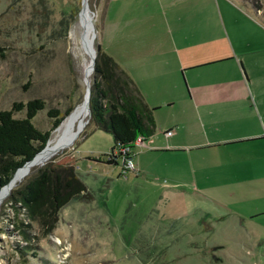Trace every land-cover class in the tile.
Listing matches in <instances>:
<instances>
[{
  "label": "rangeland",
  "instance_id": "obj_1",
  "mask_svg": "<svg viewBox=\"0 0 264 264\" xmlns=\"http://www.w3.org/2000/svg\"><path fill=\"white\" fill-rule=\"evenodd\" d=\"M180 1L117 0L106 12L107 0H87L92 26L87 46L81 0H0V109L41 98L45 105L33 118L36 127L47 129L63 117L37 155L59 138L70 113L90 98V47L95 56L97 46L111 55L145 100L159 89L160 54L171 64L177 61L173 39L188 35L192 40L177 43L193 48L199 46L197 37L225 35L223 19L258 18L264 24V0ZM177 79L186 81L180 73ZM164 113L166 106L160 109ZM24 114L25 108L14 112ZM79 122L74 140L35 159L41 162L27 166L0 198V264H264V214L239 219L196 207L181 215V206L176 209L172 201L168 208L171 201L161 195L164 186L174 185L171 177L147 175L153 185L138 175L142 138L129 147L131 166L121 156L107 163L111 134L96 128L88 108ZM46 165L75 179L72 189L64 190L69 196L57 209L50 232L22 209L16 217L13 205L5 202L8 193ZM178 188L197 199L190 180ZM199 200L218 206L211 198L195 203ZM19 219L23 224L18 226Z\"/></svg>",
  "mask_w": 264,
  "mask_h": 264
},
{
  "label": "crops",
  "instance_id": "obj_2",
  "mask_svg": "<svg viewBox=\"0 0 264 264\" xmlns=\"http://www.w3.org/2000/svg\"><path fill=\"white\" fill-rule=\"evenodd\" d=\"M116 1L107 0L106 12ZM223 20L226 34L197 37L199 46L177 43L192 40L188 35L173 39V64L160 54L159 89L144 96L154 108L155 130L138 149L135 166L150 184L156 183L147 175L173 179L161 195L171 201L168 208L172 201L176 209L183 206L181 215L200 207L254 219L264 214V24L258 18ZM179 73L186 81L177 79ZM188 180L196 200L178 188ZM200 197L215 200L216 210L195 203Z\"/></svg>",
  "mask_w": 264,
  "mask_h": 264
},
{
  "label": "trees",
  "instance_id": "obj_3",
  "mask_svg": "<svg viewBox=\"0 0 264 264\" xmlns=\"http://www.w3.org/2000/svg\"><path fill=\"white\" fill-rule=\"evenodd\" d=\"M44 105L43 99L34 98L25 103L14 102L9 109H0V189L17 168L45 149L51 132L63 119L62 115L56 117L47 129L36 127L33 118ZM23 108L24 116H14L15 111ZM153 109L120 64L97 46L88 113L96 128L112 136L113 145L105 162L116 163L120 156L127 159L128 151L122 153L119 150L117 154L114 150L130 147L138 136L145 140L154 133ZM96 159L100 160V157ZM38 162L41 161L35 163ZM57 168L50 165L39 167L22 187L8 193L5 200L13 205L16 217L21 209L24 210L28 219L37 221L45 232L52 230L56 211L69 196L64 190L72 189L75 181L72 174L63 177ZM18 222V226L23 224L20 219ZM23 237L29 240L28 236Z\"/></svg>",
  "mask_w": 264,
  "mask_h": 264
},
{
  "label": "bare ground",
  "instance_id": "obj_4",
  "mask_svg": "<svg viewBox=\"0 0 264 264\" xmlns=\"http://www.w3.org/2000/svg\"><path fill=\"white\" fill-rule=\"evenodd\" d=\"M80 16H81V19L83 22V26H84L86 33H87L86 45L88 46L91 42L92 26H91V22H90L91 19H90V16L88 14L87 0H86V5H84L81 8ZM91 49H92V47H90V49H89V55L91 54V51H90ZM89 67H90L89 69L92 71L91 63L89 64ZM88 101L89 100L86 99L87 103H88ZM87 103L82 104L81 106H79L78 108H76L75 110H73L70 113V115H69L68 119L66 120L63 128L60 130V136L56 141L52 142V144L44 152H42L40 155H35L31 161L22 165L25 167H23V168L20 167V169H17V171L14 173V175L11 178L8 185L3 187L2 190L0 191V198H2L6 194L8 189L12 186V183L15 182L19 177H21L24 174V172L26 171V167L35 163V159L45 158V157L49 156L54 151V149L61 147V146H65V145L69 144L72 140H74V138H75L74 135L77 133L78 130H80V127L82 126V123H80L79 121H80L81 116L87 111V108H88ZM76 124H78V126H77L78 130H77Z\"/></svg>",
  "mask_w": 264,
  "mask_h": 264
},
{
  "label": "water",
  "instance_id": "obj_5",
  "mask_svg": "<svg viewBox=\"0 0 264 264\" xmlns=\"http://www.w3.org/2000/svg\"><path fill=\"white\" fill-rule=\"evenodd\" d=\"M81 2H82V7H83L84 5H86V0H81ZM90 51H91V68H92V70H93V69H94V65H95V55H94L93 49H91ZM87 99L89 100V97H88ZM75 135H76V134H75ZM34 156H35V155H34ZM34 156H33L30 160L26 161L24 164H26L27 162L31 161V160L34 158ZM24 164H23V165H24ZM19 168H20V167H19ZM19 168H17V169H19ZM17 169H16V171H17ZM16 171H15V172H16ZM15 172H14V173H15ZM13 175H14V174H13ZM13 175H12V177H13ZM12 177H11V178H12ZM11 178L9 179V181H8L4 186H2V188L8 185V183H9L10 180H11ZM2 188L0 189V191L2 190ZM213 248L215 249L216 246H214Z\"/></svg>",
  "mask_w": 264,
  "mask_h": 264
},
{
  "label": "built area",
  "instance_id": "obj_6",
  "mask_svg": "<svg viewBox=\"0 0 264 264\" xmlns=\"http://www.w3.org/2000/svg\"><path fill=\"white\" fill-rule=\"evenodd\" d=\"M168 133H170V131H168ZM136 140L141 142V136H138V137L136 138ZM136 140H135V141H136ZM134 143H136V142H134ZM119 150H120L122 153H126L127 151H129V147H128V146L121 147V148H119ZM127 162H128V164H129L130 166L132 165V161H131L130 157H127V159H126V163H127Z\"/></svg>",
  "mask_w": 264,
  "mask_h": 264
}]
</instances>
